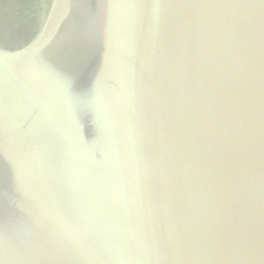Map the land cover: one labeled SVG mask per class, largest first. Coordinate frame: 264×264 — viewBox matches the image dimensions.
Returning <instances> with one entry per match:
<instances>
[{
	"label": "water",
	"instance_id": "obj_1",
	"mask_svg": "<svg viewBox=\"0 0 264 264\" xmlns=\"http://www.w3.org/2000/svg\"><path fill=\"white\" fill-rule=\"evenodd\" d=\"M36 4L0 42V264H264V0Z\"/></svg>",
	"mask_w": 264,
	"mask_h": 264
},
{
	"label": "flooded vegetation",
	"instance_id": "obj_2",
	"mask_svg": "<svg viewBox=\"0 0 264 264\" xmlns=\"http://www.w3.org/2000/svg\"><path fill=\"white\" fill-rule=\"evenodd\" d=\"M9 3L14 6L13 9L9 7ZM4 8L9 10V13L4 12ZM9 8V9H8ZM28 13V16L30 17V20H32L31 24H28L29 28L28 32H26L25 38L27 39L32 32L34 31L35 22L37 20V4L36 0H0V33L4 29L12 31L13 27H8L9 22L11 20H14L16 15L18 14L20 17H24L25 14ZM23 20V18L20 19V22ZM2 21H4L5 26L4 29H1ZM12 29V30H11ZM32 29V30H31Z\"/></svg>",
	"mask_w": 264,
	"mask_h": 264
},
{
	"label": "rangeland",
	"instance_id": "obj_3",
	"mask_svg": "<svg viewBox=\"0 0 264 264\" xmlns=\"http://www.w3.org/2000/svg\"><path fill=\"white\" fill-rule=\"evenodd\" d=\"M9 7L11 9L14 8V6H12L9 3ZM9 9V8H8ZM4 12L5 13H9V10L4 8ZM23 18V20L20 22V19ZM32 20H30V17L28 16V13L24 15V17H20L18 14L16 15V17L14 18V20H11L9 22V26L11 28V26L14 25L13 30L9 31L4 29L2 31V33H0V42L3 43H7V42H12V41H16V40H23L26 36V32H28L29 26L28 24H31ZM32 30V29H31Z\"/></svg>",
	"mask_w": 264,
	"mask_h": 264
}]
</instances>
